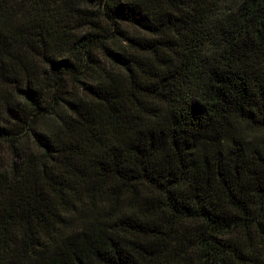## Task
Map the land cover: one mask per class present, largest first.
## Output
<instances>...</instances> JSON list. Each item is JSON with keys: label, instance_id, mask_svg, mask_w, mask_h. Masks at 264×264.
<instances>
[{"label": "trees", "instance_id": "obj_1", "mask_svg": "<svg viewBox=\"0 0 264 264\" xmlns=\"http://www.w3.org/2000/svg\"><path fill=\"white\" fill-rule=\"evenodd\" d=\"M0 264H264V0H0Z\"/></svg>", "mask_w": 264, "mask_h": 264}]
</instances>
